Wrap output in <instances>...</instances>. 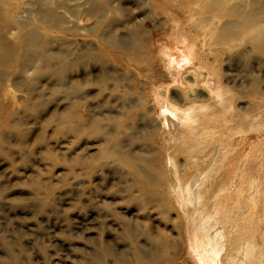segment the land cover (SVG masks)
Returning <instances> with one entry per match:
<instances>
[{
  "label": "rangeland",
  "instance_id": "obj_1",
  "mask_svg": "<svg viewBox=\"0 0 264 264\" xmlns=\"http://www.w3.org/2000/svg\"><path fill=\"white\" fill-rule=\"evenodd\" d=\"M172 1L0 0V40L10 53L0 70V264H99L102 256L107 264H194L175 208L165 211L146 201L133 175L118 164V153L108 154L119 140L130 152L167 146L160 139L169 134L158 124L160 102L166 96L184 105L180 90L187 89L183 76L190 65L214 69L221 94L205 92L199 80L202 95L194 104L212 108L201 112V124L189 135L205 132L209 140H222L227 156L219 166L226 185L234 181L231 191L244 196L249 225L260 222L262 231L260 32L254 24L244 32L223 24L229 25L230 40L221 44L223 53L213 55L203 39L187 35L189 43H181V34L172 32L175 13L178 31L187 34L181 28L191 24ZM239 1L264 19V0ZM138 26L140 48L134 45ZM110 34L131 47L113 45ZM67 61L73 64L65 67L61 85L55 68ZM222 97L229 99L223 101L227 107L220 105ZM183 130L180 124V137ZM182 152H176L178 159ZM149 237L164 242L168 255L152 257Z\"/></svg>",
  "mask_w": 264,
  "mask_h": 264
},
{
  "label": "bare ground",
  "instance_id": "obj_2",
  "mask_svg": "<svg viewBox=\"0 0 264 264\" xmlns=\"http://www.w3.org/2000/svg\"><path fill=\"white\" fill-rule=\"evenodd\" d=\"M167 1L169 3V0ZM172 2L183 15L189 17L190 20L188 21L191 22L190 26H182L181 28L187 34L182 33L180 29L178 31V22L176 21L178 17L172 11V13H175L173 16L176 18H173L170 22L171 30L181 34L178 38L181 43L188 44L187 37L190 35L196 36L208 43L207 52L213 55L214 52L220 54L224 52L220 50L222 48L221 44L230 40V37L225 35L229 25L223 26V24H231L233 27L235 25L237 28L243 27L242 32L253 27L252 24H254L255 30L260 32L256 45H258L259 51L264 50V19L258 17L260 15L258 10L255 13L247 9L239 0H173ZM234 16L239 17L241 22L234 21ZM223 17L228 19L224 23L221 21ZM129 18L137 22L136 20L139 17L130 13ZM167 20H169L168 17H166V20L163 19L165 25ZM101 23L100 25H102ZM203 26L206 28H203ZM137 30H139L140 36L136 39L134 45L140 48L143 46L141 41L143 31L139 26ZM109 37L111 38L110 42L118 48L131 47L129 43L118 42L111 34ZM218 43L220 45L217 48ZM20 45L24 46V41ZM190 49L193 53L194 50L191 47ZM9 56L7 45L4 40H0L1 71L6 69ZM72 64L71 61H67L65 64H58L55 68L58 73V84H63L64 74L62 73L65 67H70ZM207 68L203 65H198L197 68L193 65L187 67V73L183 76L188 82L187 89L182 88L180 90V101L184 105L174 103L170 97L167 99L166 96H162L160 102L161 116L158 124L161 129H165L169 133L165 138L163 135L160 138L163 142L167 139L166 147H157L160 150L152 147L148 154L147 149L149 147L144 150V153L130 152L126 149V144L119 140L115 151L108 154L118 153V164L133 175V186L144 194L146 201L155 202L154 205L157 203L165 211H168L169 206L175 208L184 225L188 248L194 256V264H264V242L261 239V232L264 227L260 232V222L253 226L249 225V216L243 204L244 196H235L232 193L231 187L234 181H230L226 185L223 178L225 170H222L219 166L227 156V149L222 146V140H209L210 135L205 132L203 135L200 134L199 138L189 135V132L197 129L198 124H201L199 120L203 116L201 112L212 108L211 105L198 106L194 104L195 97L202 95L201 92L197 91L199 80L203 82V87L200 88L205 92L210 93V95L212 93L215 95L221 94L219 86L216 85V81L212 76L216 71L214 69L209 71ZM203 70H207L208 76H205ZM201 76H203L202 79H200ZM225 100L229 102V99L222 97L220 105L227 107L228 104L223 103ZM152 120L148 119V126H152ZM180 124L186 127L185 131H181V137L178 134ZM69 128L74 131L79 130V128ZM174 133L179 135L177 136L179 142H177ZM173 144H177L175 150L171 149ZM179 151L186 152H182L183 156L178 159L176 152ZM141 159L149 165L140 163ZM130 189L131 186H125V190L129 192V195H131ZM256 192L259 193L260 191ZM256 196L255 193L252 196L253 199ZM137 201L139 204L145 203V201L138 198ZM232 202H235V205ZM254 206L258 207L259 205L255 202ZM149 238L152 244L150 251L152 257H155L158 252L164 253L163 256L168 255V246L164 242ZM138 251L139 257L143 258L145 253L140 249ZM106 253L112 254L108 250H106ZM124 261H120V263L125 264L128 262ZM99 264H107L105 257L102 256Z\"/></svg>",
  "mask_w": 264,
  "mask_h": 264
}]
</instances>
